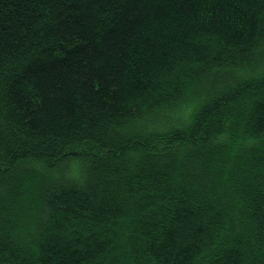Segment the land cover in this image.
<instances>
[{
	"label": "trees",
	"instance_id": "16d2710c",
	"mask_svg": "<svg viewBox=\"0 0 264 264\" xmlns=\"http://www.w3.org/2000/svg\"><path fill=\"white\" fill-rule=\"evenodd\" d=\"M0 264H264V0H0Z\"/></svg>",
	"mask_w": 264,
	"mask_h": 264
}]
</instances>
